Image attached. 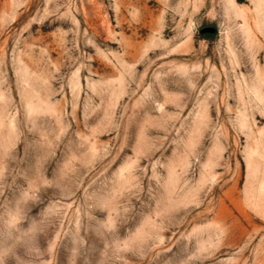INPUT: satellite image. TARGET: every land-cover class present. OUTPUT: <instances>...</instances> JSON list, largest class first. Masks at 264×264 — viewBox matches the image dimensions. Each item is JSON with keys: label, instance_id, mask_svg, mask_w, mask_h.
Instances as JSON below:
<instances>
[{"label": "rangeland", "instance_id": "rangeland-1", "mask_svg": "<svg viewBox=\"0 0 264 264\" xmlns=\"http://www.w3.org/2000/svg\"><path fill=\"white\" fill-rule=\"evenodd\" d=\"M0 264H264V0H0Z\"/></svg>", "mask_w": 264, "mask_h": 264}]
</instances>
